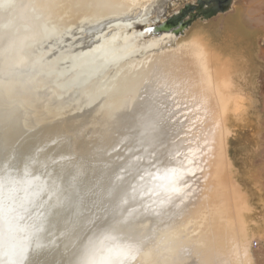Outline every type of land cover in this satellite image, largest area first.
Returning <instances> with one entry per match:
<instances>
[{"label": "bare ground", "instance_id": "bare-ground-1", "mask_svg": "<svg viewBox=\"0 0 264 264\" xmlns=\"http://www.w3.org/2000/svg\"><path fill=\"white\" fill-rule=\"evenodd\" d=\"M141 10L136 0H0V264H232L246 244L225 176L228 71L199 38L156 55L149 42L129 53L130 35L117 47ZM144 51L153 64L137 72ZM96 57L94 68L109 63L81 84L76 65ZM196 132L212 185L205 224L184 239L195 247L180 248L175 226L188 218L160 221L151 202L184 197L195 161L160 155L139 171L140 158L153 144L171 155L173 137L186 134L183 148Z\"/></svg>", "mask_w": 264, "mask_h": 264}, {"label": "rangeland", "instance_id": "rangeland-1", "mask_svg": "<svg viewBox=\"0 0 264 264\" xmlns=\"http://www.w3.org/2000/svg\"><path fill=\"white\" fill-rule=\"evenodd\" d=\"M256 1V8L248 9L236 7L237 0L235 2L223 0L221 3L217 0H136L142 9L140 16L132 24L133 28L127 27L122 30L119 38L115 40L117 47H123L126 44L124 40L130 35L127 40L132 44L130 47L127 46L129 53L138 51V48L147 42L151 46L160 44L151 50L156 55L163 47L172 48L185 40L199 38L198 40H202L215 55L214 63H217L215 65H222L228 71L231 101L234 104L230 106L224 123L227 130L223 146L226 160L225 176L239 201L240 215H238L247 235L246 244L238 247L234 255L235 262L232 264H256L257 259L261 258L259 249L262 243L260 242L264 240V0ZM125 33L127 36L121 40ZM145 52L141 55L147 62L139 63L137 72L142 68L146 70L149 64H153L154 59L148 56L145 58ZM196 133L193 139L188 138L184 141L183 148L178 147L179 136L181 138L186 134L173 137V145H176V149L171 155L163 150L164 145L159 144L154 147L153 144L149 148L152 153L140 158V162L145 158L147 160L143 161L146 165L142 164L140 166L142 169L139 171H143L149 164L155 162V165L161 166L162 158L166 160L168 156L171 159L175 156L181 160L185 157L187 160L189 158L195 161V164L193 163L195 169L186 173L191 181L182 186L185 187L182 188L185 190L184 197L173 201L174 206L178 204L182 209L180 207L178 211L173 210L172 203V205L166 204L169 201L167 196L165 198L158 194L155 199L152 194L150 195L153 197L151 202L153 209L157 205L156 202L160 201L158 203L160 210L158 205L156 209L161 212L163 208L162 211L165 212L158 214V220L168 221L175 214V219L186 215L188 222L175 226V229L177 228L175 231L183 236V243L185 237L189 239L195 237L193 235L195 220L202 225L206 222L202 207L207 196V185L211 184L202 176L205 171L210 170L205 157L207 149L203 137L206 136L205 133L203 135ZM158 156L160 159L157 158ZM146 177L145 174L143 180L147 183ZM186 192L190 193L188 197ZM176 200L178 202H175ZM255 240L258 241V245L253 247ZM232 241L234 242L228 245L237 243L235 238ZM180 244V248L195 247L192 245L189 247L186 242Z\"/></svg>", "mask_w": 264, "mask_h": 264}, {"label": "water", "instance_id": "water-1", "mask_svg": "<svg viewBox=\"0 0 264 264\" xmlns=\"http://www.w3.org/2000/svg\"><path fill=\"white\" fill-rule=\"evenodd\" d=\"M3 29L4 30H6L5 29V27L3 26ZM19 45V44H18ZM20 46V45H19ZM11 55H13V54H11ZM98 57V56H97ZM94 58L92 61H90V63L88 62V63H86V61H84L83 63H81V64H77L76 66H78L79 67V72H78V75L80 76V75H85V76H87L84 80H79V82L82 84V83H84V82H86L88 79H92L93 77H95L96 75H98V74H100V72L101 71H104V69L106 68V65L109 63V61L107 62V61H105L106 63H101V64H98L97 65V67H95L94 68V66L97 64L96 63V61H97V59L98 58ZM93 69V70H92ZM90 70H92V72H90ZM90 72V73H89ZM76 80V79H75ZM82 81H84V82H82ZM100 162H102V161H100ZM92 164H96V162L95 163H92ZM97 164H101V170L103 171V168L105 167V168H107V169H109V167H107V165H106V163L104 164V163H97ZM109 164V163H108ZM113 165H116L115 163H113ZM98 168V170H99V167H97ZM103 185V183L102 184H100L99 185V187H98V189L97 190H101V186ZM100 190L98 191V192H100ZM95 193V192H94ZM90 200V199H89ZM129 201V200H128ZM101 204H102V209H103V211H104V209H106V204H105V202L103 201V199L101 200ZM124 208H125V204H124V206H123ZM91 210H92V208H90V210H89V213L91 212ZM99 218V217H98ZM97 218V220H98V222H99V220L100 219H102V218H99L98 219ZM104 219H105V217H104ZM91 222H93V221H91ZM91 225L92 224H90L89 223V225H88V228H90V229H93L94 228V226L96 225L97 226V224L94 222V224L92 225V227H91ZM90 232V231H89ZM88 232V233H89Z\"/></svg>", "mask_w": 264, "mask_h": 264}, {"label": "crops", "instance_id": "crops-1", "mask_svg": "<svg viewBox=\"0 0 264 264\" xmlns=\"http://www.w3.org/2000/svg\"><path fill=\"white\" fill-rule=\"evenodd\" d=\"M236 0H234L235 2ZM238 6L239 8H256V0H237ZM260 243H262V246L260 247V255L261 258L257 259V263L256 264H264V240H262Z\"/></svg>", "mask_w": 264, "mask_h": 264}, {"label": "built area", "instance_id": "built-area-1", "mask_svg": "<svg viewBox=\"0 0 264 264\" xmlns=\"http://www.w3.org/2000/svg\"><path fill=\"white\" fill-rule=\"evenodd\" d=\"M257 245H258V241L255 240V241L253 242V247H256Z\"/></svg>", "mask_w": 264, "mask_h": 264}, {"label": "flooded vegetation", "instance_id": "flooded-vegetation-1", "mask_svg": "<svg viewBox=\"0 0 264 264\" xmlns=\"http://www.w3.org/2000/svg\"><path fill=\"white\" fill-rule=\"evenodd\" d=\"M219 3H221L223 0H217ZM219 7H220V4H219Z\"/></svg>", "mask_w": 264, "mask_h": 264}]
</instances>
